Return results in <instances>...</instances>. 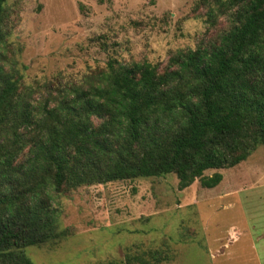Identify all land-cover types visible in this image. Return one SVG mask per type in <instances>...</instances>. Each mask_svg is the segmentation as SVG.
<instances>
[{
  "label": "trees",
  "instance_id": "16d2710c",
  "mask_svg": "<svg viewBox=\"0 0 264 264\" xmlns=\"http://www.w3.org/2000/svg\"><path fill=\"white\" fill-rule=\"evenodd\" d=\"M0 0V41L4 3ZM231 26L164 68L109 58L34 105L0 70V264H33L25 248L71 234L53 195L83 185L174 173L216 186L264 144V0H201ZM158 250L103 264H161Z\"/></svg>",
  "mask_w": 264,
  "mask_h": 264
},
{
  "label": "rangeland",
  "instance_id": "374dc122",
  "mask_svg": "<svg viewBox=\"0 0 264 264\" xmlns=\"http://www.w3.org/2000/svg\"><path fill=\"white\" fill-rule=\"evenodd\" d=\"M232 24L201 0H6L0 70L34 105L103 68L109 58L160 68L178 50L208 46ZM214 187L174 173L83 185L52 197L71 234L25 248L33 264H103L158 250L161 264H264V144Z\"/></svg>",
  "mask_w": 264,
  "mask_h": 264
}]
</instances>
